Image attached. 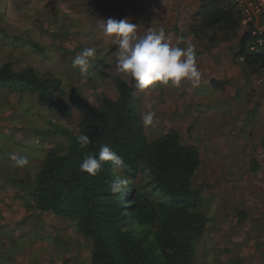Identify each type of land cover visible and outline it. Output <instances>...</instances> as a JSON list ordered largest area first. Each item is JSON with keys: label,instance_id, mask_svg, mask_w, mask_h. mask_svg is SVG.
Here are the masks:
<instances>
[{"label": "rangeland", "instance_id": "rangeland-1", "mask_svg": "<svg viewBox=\"0 0 264 264\" xmlns=\"http://www.w3.org/2000/svg\"><path fill=\"white\" fill-rule=\"evenodd\" d=\"M103 15V8L95 0H0V65L10 62L15 70L32 67L42 76L58 77L64 89H78L93 104L101 94L114 98L117 89L113 78L104 73L118 75L111 68L116 64L118 45L99 29L98 20ZM31 42L37 43L39 49ZM85 47H95L97 53L88 71L81 74L79 68L72 67V60ZM127 78L123 79L133 86L132 104H136L140 118L150 110L149 104L156 112L153 124L144 126L147 137L154 139L174 129L181 142L194 145L199 151L200 165L192 187L203 186L200 210L208 222L195 245L192 264H231V260L224 259L229 251L223 249L222 228H216L227 185L223 175L226 165L221 161L228 151L245 160L256 151L249 132L257 121L249 109L257 106V100L251 95L242 97L241 88L233 96L221 99L231 87L229 84L219 89L206 83L194 87L186 81L177 88L171 82H157L140 91L134 79ZM77 123L74 109L69 117H60L41 106L33 95L0 87V207H22L26 213L20 221L22 229H11L5 222L0 225L1 254L12 257L22 248L31 247V256L38 257L44 247L36 245L45 241L53 263L60 259V264H91V241L78 232L75 222L66 218L63 231L46 229L45 222L51 220V224L53 217L33 206L29 187L11 183L17 178L32 182L47 150L66 145L65 138L46 134L47 131L56 124L75 130ZM22 155L28 157L29 164L15 167L12 157ZM246 165L243 163V168ZM0 257V264H6ZM35 260L38 264L39 260Z\"/></svg>", "mask_w": 264, "mask_h": 264}, {"label": "trees", "instance_id": "trees-1", "mask_svg": "<svg viewBox=\"0 0 264 264\" xmlns=\"http://www.w3.org/2000/svg\"><path fill=\"white\" fill-rule=\"evenodd\" d=\"M200 1L194 34L216 29L221 35L212 39H225L240 28V13L230 0ZM248 39L245 32L237 53L244 51ZM30 44L39 49L37 43ZM245 64L256 71L264 57L248 56ZM104 75L113 78L117 96L101 94L93 104L78 89H64L58 77L42 76L32 67L15 70L10 62L0 65V87L33 95L60 117H69L73 109L78 113L75 130L56 124L46 132L59 134L67 143L47 150L34 180L17 178L11 183L29 187L35 208L75 222L78 232L91 241V264H192L208 222L200 210L203 186L192 187L199 151L181 142L174 129L149 139L132 104L131 82ZM81 133L90 137L83 148L76 139ZM105 144L123 158L126 168L108 161L96 176L82 172L86 156H98ZM117 177H126L128 185L112 194L108 185Z\"/></svg>", "mask_w": 264, "mask_h": 264}, {"label": "crops", "instance_id": "crops-1", "mask_svg": "<svg viewBox=\"0 0 264 264\" xmlns=\"http://www.w3.org/2000/svg\"><path fill=\"white\" fill-rule=\"evenodd\" d=\"M95 1L103 8V20L127 19L138 26L139 35H144L149 28L163 27L172 46L186 48L190 44L195 45L197 68L202 73L199 84L206 83L219 89L224 85L231 86L228 91L225 90L226 94H222L221 99L233 96L241 88L242 97L251 95L257 100V106L249 109L253 120L257 121L249 132L256 151L249 154L246 160L240 156L236 158L237 155L231 156L228 151L221 161L222 165H226L223 175L227 185L216 228H222L223 249L229 251L224 259L231 260V264H264V74L259 70H247L245 62L237 59L245 28L240 26L234 35L225 39L216 38L217 40L212 39L214 34H220L216 29L194 34L191 28L199 19L197 14L203 5L200 0ZM111 68L116 71L115 74L125 79L131 78L118 71L116 64ZM218 82L222 83L217 84ZM237 145L241 146L240 143ZM243 163L247 164L245 168ZM21 209L22 207H0V225L5 222L11 229L16 226L22 229L20 221L26 213ZM40 212L53 217L51 224V220L45 222L46 229L64 228L66 218L48 211ZM27 226L28 229L29 224ZM13 237L16 235L13 234ZM46 245L45 241L37 243L36 247L44 249L40 256L34 258L30 254L31 247L22 248L12 257L1 253L0 256L6 264H36L35 258L39 260L38 264L63 263L60 259L56 263L52 262L53 257L47 254Z\"/></svg>", "mask_w": 264, "mask_h": 264}, {"label": "clouds", "instance_id": "clouds-1", "mask_svg": "<svg viewBox=\"0 0 264 264\" xmlns=\"http://www.w3.org/2000/svg\"><path fill=\"white\" fill-rule=\"evenodd\" d=\"M98 27L106 37L114 38L118 45L116 66L121 73L130 75L136 82L140 91L149 89L157 84H169L180 87L183 81H189L198 86L202 73L197 68V54L195 45L186 48L172 46L166 36L165 29L149 28L144 35L137 32L138 26L127 19L98 20ZM97 49L85 47L72 60V67L79 68L81 74L88 71L90 62L95 58ZM141 116L143 126L153 124L156 112L151 110ZM77 143L83 148L90 143V137L86 133L77 136ZM14 166L23 168L29 164L27 156H13ZM110 161L116 168L125 169L123 158L112 148L105 144L99 149L98 156L88 154L80 164V170L90 176H96L102 169L104 162ZM150 170L145 169L147 176ZM126 177H117L108 187L112 194L121 193L127 187Z\"/></svg>", "mask_w": 264, "mask_h": 264}, {"label": "built area", "instance_id": "built-area-1", "mask_svg": "<svg viewBox=\"0 0 264 264\" xmlns=\"http://www.w3.org/2000/svg\"><path fill=\"white\" fill-rule=\"evenodd\" d=\"M240 13V26L245 28L248 40L244 51L237 56L245 62L248 56L264 57V0H230ZM264 74V64L258 69Z\"/></svg>", "mask_w": 264, "mask_h": 264}]
</instances>
